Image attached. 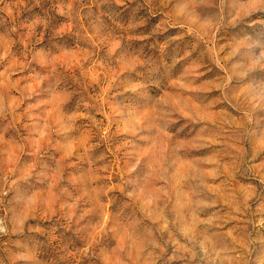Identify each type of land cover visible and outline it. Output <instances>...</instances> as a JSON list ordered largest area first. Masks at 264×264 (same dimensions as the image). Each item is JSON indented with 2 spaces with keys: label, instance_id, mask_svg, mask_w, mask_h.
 <instances>
[{
  "label": "rangeland",
  "instance_id": "obj_1",
  "mask_svg": "<svg viewBox=\"0 0 264 264\" xmlns=\"http://www.w3.org/2000/svg\"><path fill=\"white\" fill-rule=\"evenodd\" d=\"M0 264H264V0H0Z\"/></svg>",
  "mask_w": 264,
  "mask_h": 264
}]
</instances>
